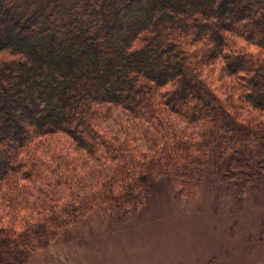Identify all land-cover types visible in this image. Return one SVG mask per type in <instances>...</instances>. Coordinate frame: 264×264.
<instances>
[{"label":"trees","instance_id":"obj_1","mask_svg":"<svg viewBox=\"0 0 264 264\" xmlns=\"http://www.w3.org/2000/svg\"><path fill=\"white\" fill-rule=\"evenodd\" d=\"M82 1L45 17L0 0V264H28L94 207L137 212L160 177L186 198L206 175L240 197L264 184V0ZM108 106L156 152L104 131ZM86 160L112 175L52 210L40 186Z\"/></svg>","mask_w":264,"mask_h":264},{"label":"rangeland","instance_id":"obj_2","mask_svg":"<svg viewBox=\"0 0 264 264\" xmlns=\"http://www.w3.org/2000/svg\"><path fill=\"white\" fill-rule=\"evenodd\" d=\"M76 2L18 0L23 9L39 10L45 17L53 8L51 13H61ZM84 4L85 0L80 3ZM215 73L223 77L219 70ZM104 116V131L134 141L149 154L156 152L151 140L142 138L145 127L135 125L121 109L108 106ZM172 120L173 127H185ZM112 170L111 165L86 160L65 182L40 187L52 210L71 209L86 192L101 186ZM225 186L220 177L206 175L197 196L186 198L176 184L160 177L153 183L148 204L137 212L124 215L94 207L45 247L32 250L28 264H264V184L242 197ZM5 215V225L25 219L22 212Z\"/></svg>","mask_w":264,"mask_h":264}]
</instances>
